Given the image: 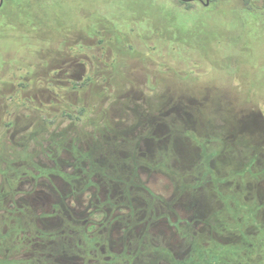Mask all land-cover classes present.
I'll return each instance as SVG.
<instances>
[{
    "label": "rangeland",
    "instance_id": "1",
    "mask_svg": "<svg viewBox=\"0 0 264 264\" xmlns=\"http://www.w3.org/2000/svg\"><path fill=\"white\" fill-rule=\"evenodd\" d=\"M201 1L3 0L0 10V131L14 128L0 148L33 151L39 137L63 165L88 148L99 197H136L137 233L125 236L133 249L147 212L161 241L159 214L169 207L158 196L184 194L181 213H199L230 243L254 226L253 199L264 207L263 1L252 0L254 11L243 0ZM118 200L106 220L127 213ZM116 226L106 221L95 237L120 238Z\"/></svg>",
    "mask_w": 264,
    "mask_h": 264
},
{
    "label": "flooded vegetation",
    "instance_id": "2",
    "mask_svg": "<svg viewBox=\"0 0 264 264\" xmlns=\"http://www.w3.org/2000/svg\"><path fill=\"white\" fill-rule=\"evenodd\" d=\"M78 82L84 87L88 79ZM83 112L81 108L79 115ZM12 128L9 123L3 125L0 136L7 135ZM36 141L32 143L33 151L27 150V144H22L18 151L9 145L0 148V264H264L263 200L253 199L250 217L254 226L236 229L238 234L230 243L221 239L206 220L202 222L199 213L191 217L181 213L179 205H185L184 194L165 200L156 194L169 207L161 204L163 212L159 219L164 230L157 232L162 235L161 241L156 240L159 237L155 238V220L146 211L145 238L139 239L138 247L133 249L131 240L128 238L126 242L125 236L137 233L132 223L136 197H130L129 192L127 197L106 193L102 199L99 197L101 192L95 185L96 171L88 158V148L79 153L72 145L71 151H77L78 155L72 153L70 164L63 165L48 158L49 154L43 153ZM42 154L47 158L42 160ZM91 188L97 189L94 209L90 207V199L94 197L90 196ZM115 199H127L124 206L128 211L126 214L114 211L115 215L106 220L107 206L118 208L121 203V200L113 203ZM196 199L190 203L199 208L200 198ZM96 213L99 220L90 218ZM170 220L178 228L169 225ZM106 221L115 227L116 223L123 224L120 238L112 231L107 232L106 238L95 237L106 231ZM196 229L206 232L208 238L202 240L201 234L194 233Z\"/></svg>",
    "mask_w": 264,
    "mask_h": 264
},
{
    "label": "trees",
    "instance_id": "3",
    "mask_svg": "<svg viewBox=\"0 0 264 264\" xmlns=\"http://www.w3.org/2000/svg\"><path fill=\"white\" fill-rule=\"evenodd\" d=\"M5 1L8 2L9 0H5ZM14 1H16V0H14ZM217 1H219V0H210V4L215 3ZM262 1H263V5H262L261 9L264 11V0H262ZM177 3H178V5H181V6L184 5L186 7V9H189V8H191L192 2H181V1L177 0ZM243 5L248 11H254L256 9V8H254V6L252 4V0H243ZM2 8H4V4L2 7H0V10ZM174 39H176V38H174ZM62 114L64 117L68 118L69 120H76L77 118H79V117L75 116L74 113H71V112H63Z\"/></svg>",
    "mask_w": 264,
    "mask_h": 264
},
{
    "label": "water",
    "instance_id": "4",
    "mask_svg": "<svg viewBox=\"0 0 264 264\" xmlns=\"http://www.w3.org/2000/svg\"><path fill=\"white\" fill-rule=\"evenodd\" d=\"M179 1H181V2H195V1H197V0H179ZM201 3H202L205 7H207V6H209V4H210V0H205L204 3L201 1ZM2 4H3V0H0V7L2 6Z\"/></svg>",
    "mask_w": 264,
    "mask_h": 264
}]
</instances>
